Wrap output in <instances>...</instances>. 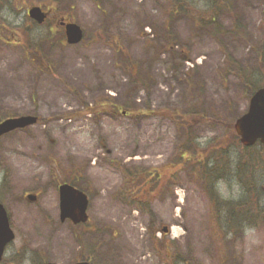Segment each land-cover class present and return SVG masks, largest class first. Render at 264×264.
Segmentation results:
<instances>
[{
  "label": "rangeland",
  "instance_id": "1",
  "mask_svg": "<svg viewBox=\"0 0 264 264\" xmlns=\"http://www.w3.org/2000/svg\"><path fill=\"white\" fill-rule=\"evenodd\" d=\"M7 1L0 0V24L5 26L0 25V117L33 116L38 122L0 138V201L16 235L3 264H74L80 260L79 239L95 264H163L156 250L166 239L190 264H221V249L232 255L225 264H264L263 219L238 231L235 240L225 239L209 199L187 169L152 201V217L116 198L124 182L121 165L163 168L173 163L185 141L184 129L165 112L143 115L140 110L183 111L199 104L204 118L190 131L201 148L226 140L248 111L251 97L240 81L234 75L224 80L219 73L224 54L217 42L193 36L189 21L180 18L171 26L186 45L189 61L163 53V36L155 28L164 25L166 0H105L103 9L92 0H60L69 12L66 21L85 35L92 37L106 24L121 39L149 76L148 88L132 87L104 42L85 39L70 46L63 30V44L43 47L55 73L39 72L26 57L25 45L13 40L25 41L26 29L34 42L44 40L48 27L35 26L27 10L41 6L49 11L55 0ZM234 5L246 40L229 34L227 49L243 66L255 67L256 48L264 40V0H235ZM58 17L51 14V27L58 26ZM223 21L231 30L230 19ZM104 101L119 106V112L109 108L99 114L97 106ZM239 153L235 147L234 166ZM261 159L256 174L264 186V149ZM73 168L90 199V220L78 228L62 223L59 214L58 188ZM217 191L227 201L244 195L233 178L220 182ZM29 194L37 195V201H27ZM56 243L68 247L67 255L55 253Z\"/></svg>",
  "mask_w": 264,
  "mask_h": 264
},
{
  "label": "trees",
  "instance_id": "2",
  "mask_svg": "<svg viewBox=\"0 0 264 264\" xmlns=\"http://www.w3.org/2000/svg\"><path fill=\"white\" fill-rule=\"evenodd\" d=\"M92 1L97 7L103 9L105 0ZM2 2L8 1L2 0ZM234 3L235 0H166V6L163 8L164 25L155 29L159 32L158 36H163V45H161L163 53L189 61V57L186 55L188 52L186 45L174 34L171 26L174 20L180 18L189 21L193 36H209L219 45L224 54V64L219 70L221 77L227 80L234 75L240 81L246 96L250 98L259 88L264 87V40L256 48L257 64L255 67L243 66L229 53L225 40L227 35L231 34L234 38L241 37L244 41L246 40L245 27ZM50 8L49 11H52L54 16L57 15L59 16L58 19L66 20L69 12L60 0H55ZM227 18L231 21V30L227 29L223 21ZM29 21L38 26L34 21ZM43 26H47L49 29L44 40L34 42L33 37L30 36V30L26 29L25 33L27 34L23 33L26 36L25 41L20 39L13 41L25 45L23 47L26 57L39 72L47 70L54 74L55 65L43 51V47L48 43L63 44L64 38L60 34L62 29L58 26L51 27L48 21ZM4 27L1 25V28ZM85 39L104 42L111 47L117 55L118 68L128 77L132 87L135 90L148 88L149 76L143 73L140 64L129 56L128 48L123 41L113 35L106 24L100 30L95 31L92 37L85 35ZM37 58L38 60H35ZM97 107L101 108L99 114L109 108L115 109L116 113L120 110L119 106H111L108 101L101 102ZM123 107L130 110L129 104ZM87 109L88 112H95L94 109ZM201 109L200 105L196 103L183 111H152L150 106L146 107L144 111L140 110L143 115L165 112L168 118L175 120L181 129H184L186 132L184 134L185 141L182 147L178 148L173 163L163 168L152 170L144 167L131 168L121 165L119 169L123 174L124 182L116 198L135 210L152 217V201L161 195L160 192L163 191L164 193L165 189L172 186L171 184L175 180L177 182V175L182 170L187 169L192 172L205 196L209 199L213 221L220 231L224 229L223 236L225 239L231 236L230 239L235 240L238 231L243 232L248 226L258 225L259 219L264 221V186L260 185L261 180L256 174V169L262 162L261 150L264 149V145L257 144L251 148L243 147L239 143L234 128L231 127L229 136L223 137L226 140L212 142L207 147L201 148L194 137L192 138L190 131L192 126L204 118ZM130 112L134 113V110L131 109ZM5 119L8 118L2 119L0 117V123ZM258 146L261 147V150L257 148ZM235 147L240 150V153L234 166L235 162L232 161L231 155ZM74 170L76 168L68 171L71 175L67 173L62 183L70 184L85 192L86 190L81 184L82 178L77 172V174L74 173ZM73 173L77 176H74ZM229 178L235 179L243 189L244 195L241 200L227 201L221 199L217 185L222 181L227 182ZM79 240L81 242L80 257L95 264L93 258L88 255L83 240ZM160 243L162 246L156 251L163 264H190V260L185 256L183 257V253L175 246L174 241L166 239ZM231 256L224 255V251L221 249L219 256L221 264L228 262V258ZM231 264H234L233 260Z\"/></svg>",
  "mask_w": 264,
  "mask_h": 264
},
{
  "label": "water",
  "instance_id": "3",
  "mask_svg": "<svg viewBox=\"0 0 264 264\" xmlns=\"http://www.w3.org/2000/svg\"><path fill=\"white\" fill-rule=\"evenodd\" d=\"M28 15L39 25L44 24L48 16L38 6L31 7L28 10ZM60 25L65 29L68 45H79L83 41L84 33L79 25L65 21H62ZM37 122L38 118L33 116L6 119L0 123V137L35 125ZM234 129L244 147H252L258 142L264 144V88L257 90L251 97L247 113L236 121ZM59 195L62 222L71 220L77 225L88 221L89 199L84 192L69 184H63L59 187ZM27 200L34 203L37 201V196L29 195ZM164 232H167V230L165 229ZM14 240L15 233L12 230L8 212L5 206L0 203V262L3 260L7 246ZM76 264L90 263L78 262Z\"/></svg>",
  "mask_w": 264,
  "mask_h": 264
},
{
  "label": "bare ground",
  "instance_id": "4",
  "mask_svg": "<svg viewBox=\"0 0 264 264\" xmlns=\"http://www.w3.org/2000/svg\"><path fill=\"white\" fill-rule=\"evenodd\" d=\"M68 252V247H64V245L61 243L60 244H57L56 243V247H55V253H57V255H61V256H65L67 255L66 253Z\"/></svg>",
  "mask_w": 264,
  "mask_h": 264
},
{
  "label": "flooded vegetation",
  "instance_id": "5",
  "mask_svg": "<svg viewBox=\"0 0 264 264\" xmlns=\"http://www.w3.org/2000/svg\"><path fill=\"white\" fill-rule=\"evenodd\" d=\"M59 214H60V208H59ZM61 217V216H60ZM60 221H61V218H60ZM71 223V222H70ZM72 224V223H71ZM73 225V224H72ZM75 228H78L79 226H74ZM83 231H81L80 233H79V236H81V235H83V233H82ZM96 250H94V255L96 256ZM90 256V255H89ZM90 258V257H89ZM79 261H90V260H86V259H80ZM5 262V258L3 259V262H2V264ZM78 262V261H77Z\"/></svg>",
  "mask_w": 264,
  "mask_h": 264
}]
</instances>
